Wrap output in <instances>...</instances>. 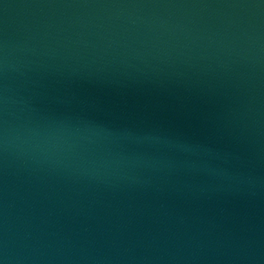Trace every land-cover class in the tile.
<instances>
[{"label":"water","instance_id":"1","mask_svg":"<svg viewBox=\"0 0 264 264\" xmlns=\"http://www.w3.org/2000/svg\"><path fill=\"white\" fill-rule=\"evenodd\" d=\"M0 264H264V0H0Z\"/></svg>","mask_w":264,"mask_h":264}]
</instances>
